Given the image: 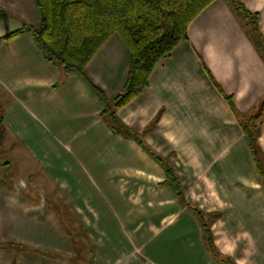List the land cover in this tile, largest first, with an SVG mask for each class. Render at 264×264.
<instances>
[{"label": "crops", "instance_id": "crops-1", "mask_svg": "<svg viewBox=\"0 0 264 264\" xmlns=\"http://www.w3.org/2000/svg\"><path fill=\"white\" fill-rule=\"evenodd\" d=\"M239 1L256 33L209 3L113 110L124 134L91 87L109 102L121 91L122 37L84 78L64 74L28 32L3 38L38 23L35 0H0V264H264V179L240 120L264 97V0ZM253 117L264 168V113ZM78 242L90 249L75 261Z\"/></svg>", "mask_w": 264, "mask_h": 264}, {"label": "trees", "instance_id": "trees-1", "mask_svg": "<svg viewBox=\"0 0 264 264\" xmlns=\"http://www.w3.org/2000/svg\"><path fill=\"white\" fill-rule=\"evenodd\" d=\"M213 0H35L39 20L24 25L3 38L28 32L45 59L58 65L64 74L75 72L84 78V67L106 39L119 34L130 50L126 81L109 102L95 85L94 92L103 103L113 131H127L115 121L113 110L139 94L150 70L187 37L189 23ZM245 16L257 31V14L245 9L239 0H224ZM263 42L262 37H258ZM258 45H260L257 42ZM258 111L264 113V97ZM245 117V116H244ZM240 116L252 155L264 179L256 146V126ZM252 129V130H250ZM262 160V159H261ZM169 182L177 188L176 178L165 166Z\"/></svg>", "mask_w": 264, "mask_h": 264}, {"label": "rangeland", "instance_id": "rangeland-1", "mask_svg": "<svg viewBox=\"0 0 264 264\" xmlns=\"http://www.w3.org/2000/svg\"><path fill=\"white\" fill-rule=\"evenodd\" d=\"M248 30L251 33H255V32H253V26H251L250 24H248ZM257 42L259 44H261V39L257 38ZM257 113H258V107L256 108L255 113L253 112V113H251L250 116H247V117L245 116L244 117V119H246L248 121V126L249 125H255L256 126L257 120L253 117V115L255 114V117H256L257 116ZM250 130H252V129H250ZM2 172H4V171H2ZM14 173L15 172H14L13 166L9 168V172H6L5 171V174L8 177H12V175ZM59 211H60V208H59ZM59 214H60V212H59ZM74 248L76 249V251H75V254L72 255V257L74 258L75 261H79L81 259H84L85 254H86V251L88 249H90L89 248V245L87 243H84V242L83 243H79V244L76 243V246H74Z\"/></svg>", "mask_w": 264, "mask_h": 264}]
</instances>
